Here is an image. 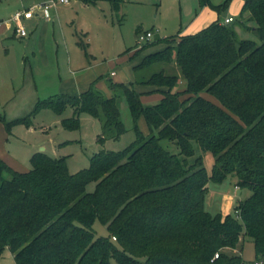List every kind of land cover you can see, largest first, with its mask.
Returning <instances> with one entry per match:
<instances>
[{
    "label": "trees",
    "instance_id": "1",
    "mask_svg": "<svg viewBox=\"0 0 264 264\" xmlns=\"http://www.w3.org/2000/svg\"><path fill=\"white\" fill-rule=\"evenodd\" d=\"M105 1L115 12L124 2ZM228 1L211 6L223 10ZM244 13L253 23L244 27L258 45L238 39L233 26L217 19L177 41L166 37L142 46L165 45L132 69L137 85L160 88L153 105L143 106L132 86L111 81L109 97L91 84L79 95L38 103L32 114L71 107L73 116L61 120L66 129L77 128L82 113L98 119L103 143L125 131L119 113L125 98L133 120L143 114L150 133L143 136L134 126L137 137L129 146L100 151L73 174L64 159L43 152L25 172L0 160V254L6 247L14 264H243L225 249L246 237L255 261L264 263V0H244ZM170 64L179 73H167ZM179 79L186 87L174 91ZM161 140L177 146L178 154ZM192 143L212 155L210 173L200 155L188 162ZM227 177L250 193L231 214H212L205 208L207 184ZM90 182L95 186L87 192ZM95 220L108 236L95 237Z\"/></svg>",
    "mask_w": 264,
    "mask_h": 264
},
{
    "label": "rangeland",
    "instance_id": "2",
    "mask_svg": "<svg viewBox=\"0 0 264 264\" xmlns=\"http://www.w3.org/2000/svg\"><path fill=\"white\" fill-rule=\"evenodd\" d=\"M223 1L124 0L119 11L115 12L109 1L100 0L77 8L81 3L70 0L68 5L60 9L49 8L54 23L49 24L41 38L37 34L30 46H26V37H0V117L3 118L0 120V160L13 171L25 172L31 168L30 159L33 155L43 152L52 158L64 159L67 171L73 174L87 168L89 159L100 151L117 152L129 146L137 137L134 126L141 135H149L144 115L140 114L133 120L125 98L119 103L120 119L125 131L118 139L105 140L103 143L98 141L100 121L87 114L79 115V124L75 129H66L61 125V120L73 116V109L69 106L60 113L49 108H40L35 114L32 112L38 103L55 100L63 95L59 87L62 80L70 77L69 68H83L94 61L107 65L104 73L97 77L102 84L98 89L104 96L112 94L108 88L110 81L122 82L139 93L143 106L157 103L160 88L137 85L132 69L148 52L159 49L161 44L142 49L145 44L136 43L135 30L137 27L142 30L137 35L153 30L149 43L163 36H176L177 41V35L174 34L188 28L204 7L218 19L232 16L234 21L227 25L233 26L237 38L250 39L258 45L255 34L244 27L253 25L245 21L247 13L241 14L244 0H229L223 10L211 6ZM32 2L2 0L0 15L6 18L15 8L23 9V6H30ZM54 9H57L56 13ZM39 43L43 44L44 53L39 51ZM69 56L72 57V64L68 62ZM111 70L115 71V76L110 75ZM165 70L167 73H179L174 64L165 66ZM185 87V80L179 79L173 90L181 91ZM22 119L29 121L20 122ZM160 144L172 154L179 152L177 146L166 140H161ZM192 147L194 155L188 158V162H193L192 158L200 155L205 170L210 173L212 155L202 152L196 143H192ZM3 177L9 179V172L5 171ZM234 185L235 180L231 177L219 183L208 182L206 210L222 216L231 214L237 202L250 193L247 188H235ZM94 186L93 182L88 183L86 191L92 192ZM91 231L95 237L108 236L106 226L97 220L93 222ZM242 245L243 264H254L252 240L244 238ZM0 264H14L13 256L6 247L0 254Z\"/></svg>",
    "mask_w": 264,
    "mask_h": 264
},
{
    "label": "crops",
    "instance_id": "3",
    "mask_svg": "<svg viewBox=\"0 0 264 264\" xmlns=\"http://www.w3.org/2000/svg\"><path fill=\"white\" fill-rule=\"evenodd\" d=\"M73 1L81 3V5L76 6L77 8H83L82 4H85L81 1H77V0H73ZM0 2H2V0H0ZM37 2H39V1L33 0V2L30 5L37 3ZM85 5H88V4H85ZM61 6H64V5H58L54 8L60 9ZM23 7L27 8V7H29V5L23 6ZM18 9L19 8H15L12 12H10L8 14V16L6 18H4L3 16L0 15V37H2V36H9V37L13 36V37L17 38L14 35L13 25H12L10 18H11V15ZM57 9L56 10L54 9L55 13H56ZM227 17H232V16H225L224 18L219 19V21L222 22L223 19H225ZM217 19L218 18H215V14L213 15V13L211 11L207 10V7H204V9L202 11H200V13L198 15L195 16V18L192 20V22L188 26V28H186L184 31L178 30L176 32V34H174V35L183 36V35H187V34L196 33L199 30L203 29L204 27L208 26L210 23L216 21ZM207 21H209V22H207ZM233 21H234V18H233ZM51 22L54 23V17L53 16H50V18L48 20H45L41 17L40 14L35 12L33 18L25 22V26L27 29L26 38H28L27 39L28 41H26V46H30L33 43V41L35 40V36H37V34H39V36L41 38L43 36L44 32L46 31V28H48V26ZM137 29H139V31H142L139 27H137L136 30ZM136 30H135V41H136V37H137ZM35 31H38V32H35ZM147 31H151L153 33V30H147ZM162 38H166V36H163ZM78 43H79V45L81 44L80 42H78ZM164 47H165V45L161 43L160 48L157 50H161ZM39 49H40L39 51L41 53H44L45 49H44L43 44L39 43ZM157 50H155V51H157ZM151 52H148V53H151ZM68 62L70 64H72V57L69 56ZM138 63H136V64H138ZM106 66L107 65L105 63H98L97 64L94 61L93 64L90 63L88 66L83 67L84 69L83 68H77V69H72V68L70 69L69 68L68 73L70 74V77H67L65 80H62L60 83L59 89H60L61 93L63 95H67V96H69V95L70 96H76V95H79L80 93L86 91L91 84H94L97 88H99L102 84H100L101 83V82H99L100 80L99 81L97 80V77H100L104 73V71L107 69ZM109 73L111 76L116 75L114 70H111ZM119 83H122V82H119ZM123 84H125V83H123ZM136 88H138V87H136ZM234 187L238 188L235 185H234ZM248 195H249V192L247 193L246 197ZM244 238H246V237L240 238V242L235 248L225 249V252L229 255H239L240 257H242L241 251H242V246H243L242 243L244 241Z\"/></svg>",
    "mask_w": 264,
    "mask_h": 264
},
{
    "label": "built area",
    "instance_id": "4",
    "mask_svg": "<svg viewBox=\"0 0 264 264\" xmlns=\"http://www.w3.org/2000/svg\"><path fill=\"white\" fill-rule=\"evenodd\" d=\"M69 3L70 0H44L34 3L27 8L16 10L11 15L10 18L13 25L14 35L17 38H25L27 36V29L25 26V22L32 19L35 12L40 14L43 19L48 20L50 18L49 8L56 7L58 5H68ZM231 22H233L232 17H227L222 21L223 24H229ZM151 37H152L151 31L141 32L140 34L137 35L136 43L145 44L149 42ZM113 240H115L114 237ZM217 256L218 254H215L214 258H216ZM254 264H264V263L261 261H255Z\"/></svg>",
    "mask_w": 264,
    "mask_h": 264
}]
</instances>
